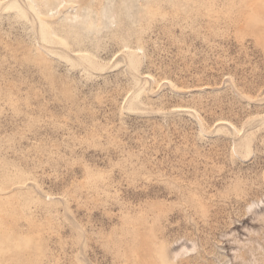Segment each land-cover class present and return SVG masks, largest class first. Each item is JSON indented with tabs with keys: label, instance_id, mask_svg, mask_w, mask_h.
<instances>
[{
	"label": "rangeland",
	"instance_id": "374dc122",
	"mask_svg": "<svg viewBox=\"0 0 264 264\" xmlns=\"http://www.w3.org/2000/svg\"><path fill=\"white\" fill-rule=\"evenodd\" d=\"M263 31L264 0H0V264H264Z\"/></svg>",
	"mask_w": 264,
	"mask_h": 264
},
{
	"label": "bare ground",
	"instance_id": "6f19581e",
	"mask_svg": "<svg viewBox=\"0 0 264 264\" xmlns=\"http://www.w3.org/2000/svg\"><path fill=\"white\" fill-rule=\"evenodd\" d=\"M251 1H252V0H251ZM247 4H248V3H247ZM244 7H246V6H244ZM247 9H248V8H247ZM260 9H262V8H260ZM257 17H258V16H257ZM249 28H250V27H249ZM257 28H258V27H257ZM250 29H251V28H250ZM260 30H261V29H260ZM262 30H263V29H262ZM262 30H261V31H262ZM256 31H257V30H256ZM256 31L254 30L253 32H256ZM253 32H251V33H253ZM257 32H258V31H257ZM261 33L263 34L264 31L261 32ZM254 34H255V33H254ZM254 34H253V35H254ZM262 34H261V35H262ZM257 35H258V34H257ZM259 35H260V32H259ZM255 36H256V35H254V37H255ZM262 36H263V35H262ZM262 36H261V38H262ZM259 37H260V36H259ZM256 38H257V37H256ZM260 42H261V41H260Z\"/></svg>",
	"mask_w": 264,
	"mask_h": 264
}]
</instances>
